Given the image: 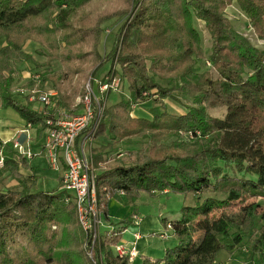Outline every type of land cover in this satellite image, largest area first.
<instances>
[{"label":"trees","instance_id":"trees-1","mask_svg":"<svg viewBox=\"0 0 264 264\" xmlns=\"http://www.w3.org/2000/svg\"><path fill=\"white\" fill-rule=\"evenodd\" d=\"M235 2L264 40V0H0V40L5 39L0 107L14 108L37 128L38 138L44 137L48 117L16 100L10 88L12 65L35 62L24 50L27 40L37 42L39 52L48 51L45 65L61 63L60 69L43 73L41 85L49 82L58 91L57 109L64 107L67 114L81 112L76 99L85 93L82 83L105 63L110 69L103 81L119 75L128 82L130 97L105 108L95 134L100 143L92 149L102 217L111 219L112 198L129 205L142 192L155 196L165 189L195 196L194 204L184 205L181 216L169 221L178 242L161 258L143 257V264H215L232 230L237 243L244 232H256L243 264H254L255 256L264 261V203L257 202L264 196V49L228 17L227 8ZM127 14L112 48L102 54V24ZM195 19L210 34L207 63L217 77L210 69H194L206 57ZM177 91L194 104L186 113L166 107L165 99L176 98ZM150 97L156 103L152 117L133 116L129 107ZM222 106V117L209 113ZM190 131L193 138L183 140ZM137 137L148 139V146L105 165L107 148ZM0 152V264H54L56 256L66 264H90L86 249L93 232L82 226L75 202L66 200L71 193L62 188L33 192L34 183L23 190L2 189L3 175L21 178L20 168L30 164L13 140L0 138ZM204 193L225 196L202 199ZM131 219L132 214L121 222ZM124 229L98 235L95 250L105 264H131L112 249Z\"/></svg>","mask_w":264,"mask_h":264},{"label":"rangeland","instance_id":"rangeland-1","mask_svg":"<svg viewBox=\"0 0 264 264\" xmlns=\"http://www.w3.org/2000/svg\"><path fill=\"white\" fill-rule=\"evenodd\" d=\"M228 17L231 19L233 25L235 26V28L240 31L241 33H243L254 45H256L257 47L264 49V40L259 38L258 35L255 33L253 27L250 25L249 22V18L248 16L240 9L239 5L235 2L232 5H230L227 8L226 11ZM128 14L127 15H123V16H115L113 18H111L110 20L104 22L102 24V28H103V32H102V40L101 43L99 45V50L102 54H107L110 49L113 46V43L115 41V35L117 33V31L119 30V28L121 27V25L127 20ZM195 25L197 27V29L200 32L201 35V43L202 46L205 50V54L206 57L204 59H201L197 62V64L195 65L194 69L198 72H202L205 70L210 69L213 73L214 76L217 77V73L215 72V70L213 69V67H211V64L207 63V55L210 53V47H211V38H210V34L208 32V30L205 27V24L203 21L195 19ZM5 43V39H1L0 40V47ZM38 49H42V47L35 42L32 39H29L26 41V44L24 46V50L30 54L35 62H31V61H27V62H20L17 64H13V76H14V80L12 82L11 85V93L14 94L15 96H17L15 99L18 100L21 103H29L32 104L34 107L37 106V102H35L34 100H30L28 96H25L26 94H19L18 90L23 86H27V87H33L35 86L36 89V94L39 93V91L43 90V91H47L50 89H53L52 85L48 82V83H44L43 86L41 85V79H42V75L44 72L46 71H54V70H58L62 67L61 63L59 61H54L53 63H51L50 65H45L44 62L47 59L46 54L48 53V51L46 49H44L45 52H39ZM115 67H117L118 70H120V66L116 65ZM110 69V63H105L104 65H102L100 68L97 69L96 73L94 76H90L88 77V79L83 81V86H84V92L86 90V84L88 82V80L91 77H94V85H93V89L94 92L97 96H100V91H99V85H98V81L102 80L103 78L108 76V71ZM39 75L40 79L38 81H36V76ZM115 77H119L115 76ZM103 81V80H102ZM124 81V80H122ZM121 81L120 87L118 90H111V92L108 94V96L106 97L107 93H104V98L101 97L100 98V104L102 107V111L99 115V118L96 122V130L95 132L98 131V127L101 123V120L103 119L104 116V112H105V108L116 104L117 102H119L121 99L124 98H129L130 97V90H129V86H128V82L125 80L124 82ZM160 83L163 86H172V83H170L169 81H163V80H159ZM19 88V89H18ZM84 94V93H83ZM82 95H79L78 98L76 99V103L80 105V111H82L84 104L82 103ZM19 97V98H18ZM58 96L56 98V101L58 100ZM166 102V107L167 109L175 114H183L186 113L188 111V108L193 104L191 98L184 96L183 94H181L180 92H176V98H167L165 99ZM155 103V97H150L144 101L138 102L136 104H133L129 107V110L131 111V114L133 116H139V117H147L150 118L152 117L151 115V110L150 108H152V106H154ZM57 104L55 107V112L52 114L51 117H55V116H59L61 114L60 111L66 109L64 107H62L61 109L59 108V110L57 109ZM67 112H69L67 110ZM226 112V107L222 106V107H216V108H211L209 109V113L214 115V116H218V117H222ZM72 113V112H70ZM43 116H47L46 114L42 113ZM48 117V116H47ZM0 123H2V126H10L11 128L16 126L18 123H23V119L20 116V114L12 107L8 106V107H0ZM33 127V126H32ZM36 128V127H35ZM37 129V128H36ZM184 138L183 140H186L188 138V140L190 138H193L194 133L193 132H188L186 134L183 135ZM35 138V137H34ZM35 142L33 144H36V140L37 137L34 139ZM100 140L96 139L94 146L99 145ZM148 144V139L146 138H134V139H128L125 140L123 142H118L115 143L114 145H112L111 147L107 148V150L105 151V157H106V163L105 165L107 167L109 166H113L117 163L122 162V159L125 158L127 155H133L135 151L145 147ZM148 146V145H147ZM129 162V161H127ZM61 170H55L53 168H51L49 165L46 166L42 171H41V178L43 181L46 182V184H44L43 181L40 182V184L38 186H36V184L32 185V188H36L39 189L38 191H42L45 190L47 191V189L52 188V187H56L57 185L59 186V190L60 187L62 188V184L59 182V184H57V180L59 179ZM11 181V176L6 173L5 175L2 176V189L4 190H10V189H19V190H23V189H27L25 187H28L29 185L32 184V179H27L25 178L24 180L20 181L17 185H11L10 182ZM48 187V188H46ZM52 191V190H51ZM142 193L143 196H142ZM140 197L136 200V202L134 204H136L138 206V210L140 213H143V215H159L153 212H159L158 210H162L161 215H160V219L161 222L163 221V219H166L165 217H169V218H179L181 216V208L184 205H192L195 202V196L193 194H182V193H176V192H171L172 194H170L169 196H163L161 198V203L163 204L161 206V208L159 209V205H152L149 204V201L151 198L156 197L157 194L155 196H151L148 193L142 192ZM217 196V197H224L225 195L220 194V193H204V194H200V197L203 199L206 196ZM116 200H118L117 198H114ZM118 201H112V211L114 213V223H119V221L122 219V217H126L128 216V212L131 209L129 206L125 209V212L122 213H117L116 211L119 208H122L120 206V204L117 203H121ZM257 202L259 203H264V196H259L257 198ZM115 205V206H114ZM129 205H133V204H129ZM159 206V207H158ZM118 208V209H117ZM123 214V215H120ZM164 215V216H162ZM121 216V217H119ZM121 218V219H119ZM102 221L104 225H107V221L105 220L104 217H102ZM167 222V221H166ZM164 223V227L162 228V232L166 229V223ZM258 225V222H257ZM83 226V225H82ZM103 226L100 227V232L99 235L101 234V231H103ZM86 230V229H85ZM89 231V230H88ZM167 233H169L171 235V238H169L168 240L165 241L166 245H168L173 239H174V230L172 228H167L166 230ZM236 234L235 230L231 231V234L228 236L227 238V242H228V248L227 249H223L222 251H220V253L218 254L217 260L215 262V264H243L244 262L248 261L250 256H251V246L253 243V239L256 236V232L255 231H250V232H244L242 235V241L237 243L234 241L233 237ZM153 239L152 241H154L155 243H153V247H158L160 242L162 243V236L160 237L158 234H153ZM176 237V235H175ZM99 237L96 236V238H94L93 233H92V244L90 247H88L87 250V255H88V261L90 264H103V259H101V257H99V255L96 253L95 250V246H96V240ZM177 239V238H176ZM157 241V242H156ZM178 242V240L175 241V243H173V245H171L170 247H173L176 243ZM89 244V243H88ZM169 248V246H168ZM114 253H116V249L115 246L112 247ZM156 252V251H155ZM165 249L164 252L162 253V255H158L155 258H161L162 256L165 255ZM255 260H254V264H264V261L258 259V256H255ZM143 261H141V259H136V261H134L133 264H142ZM54 264H66L65 263V259L59 256H56V258L54 259Z\"/></svg>","mask_w":264,"mask_h":264},{"label":"built area","instance_id":"built-area-1","mask_svg":"<svg viewBox=\"0 0 264 264\" xmlns=\"http://www.w3.org/2000/svg\"><path fill=\"white\" fill-rule=\"evenodd\" d=\"M210 64V62H208ZM40 76H36L38 81ZM121 79L114 77L111 81L99 80L100 96L94 92V77H91L87 84L86 90L82 97L84 107L81 112L67 114L60 111L59 116L51 117L55 112L56 98L58 91L50 89L39 91L36 94V87H21L19 94H26L30 100L37 102L35 110L44 112L48 118L47 127L44 133L43 151L47 157L48 164L55 170L62 171V189L71 193L66 200L72 199L78 210L79 219L84 229L93 232L94 238L99 235L100 227L103 226L102 213L97 205L96 193V167L92 156V149L95 143L96 122L102 111L100 98L102 95L111 90H118ZM44 110V111H43ZM18 150L26 154L22 145ZM4 157L0 152V168L3 166ZM123 193V191H120ZM137 219H139L137 217ZM167 228H172L171 223L166 224V229L160 234L162 237H168ZM120 249V245H114ZM137 254L133 249L128 253L129 260ZM121 255L127 256V253L121 251ZM103 264H105L103 262Z\"/></svg>","mask_w":264,"mask_h":264},{"label":"crops","instance_id":"crops-1","mask_svg":"<svg viewBox=\"0 0 264 264\" xmlns=\"http://www.w3.org/2000/svg\"><path fill=\"white\" fill-rule=\"evenodd\" d=\"M37 133H38L37 129L35 127H32L24 119H23V123H18L16 126L12 128L10 126L4 127L2 126V123H0V138L3 141L13 140L15 144L22 145L23 149L26 151V154H24V156L27 158L28 163L30 164V168H25V167L20 168V172L22 173L21 178H16L15 176L9 174L11 176L10 184L13 186L17 185L20 181L24 180L25 178L32 179L33 180L32 183L36 184V186H38L40 182L43 181L41 178V171L49 164H48L47 157L45 156V153L43 151L44 137L38 138ZM34 137L35 138L37 137L36 144H33L35 142ZM16 148L18 149V146H16ZM59 173H60L59 179H56L57 184H59V182L62 184V178H61L62 171ZM43 182L44 184H46L45 181ZM38 190L39 189H37V187L31 188V191L33 192L38 191ZM51 190H59V186L57 185L56 187L47 189V191H51ZM42 191H45V190H42ZM171 192L172 191L170 189L159 191L156 197H153L150 199L149 204H152V205L156 204V205L162 206L163 204L161 203V198L163 196H166V197L169 196L170 194H172ZM143 194L144 193H142V196ZM112 201H118V200L114 198L110 199L109 210H110L111 219L107 221V225H103V228H104L103 232L111 231L115 228H120V227L125 226V229L122 231L121 239L118 242L121 248L118 249L117 247H115V249H116V254L121 255V251H123L127 253V256H128V253L134 247L135 250L137 251V254L133 256L132 259L130 260L131 264H133L134 261H136V259H141V261H143V257L145 256L155 259V257H157L158 255H162V253L164 252V249L166 251L168 246L170 247L177 240L176 239L177 237H175V234H174V239L168 245H166L165 241L171 238V235L168 233L169 234L168 237L160 236V234L162 233V228L164 227V223L163 221L161 222V219H160L161 218L160 211L162 210H158L159 211L158 213L153 212L159 215H149L148 216V215H143V213H140L138 210V206L136 204L124 205L122 202L117 203V204H120V206L122 207L119 209L117 208L118 209L116 211L117 213L125 212V209L128 206L129 207L131 206L130 207L131 209L128 212V216L132 214V219H131L130 224L121 222L122 219L126 218L127 216L122 217V219L119 218L121 219L119 223L118 222L114 223L113 222L114 213L111 207ZM161 206L159 207V209L161 208ZM120 215H123V214H120ZM137 217L139 219H137ZM165 218L167 222L177 219V218H169V217H165ZM153 234H158L162 238V243L156 241L157 243H159L158 247H153L154 246L153 243H155L154 241H152L154 237Z\"/></svg>","mask_w":264,"mask_h":264}]
</instances>
